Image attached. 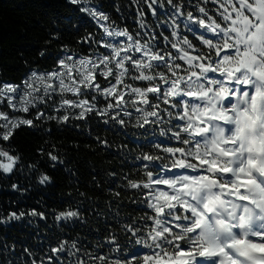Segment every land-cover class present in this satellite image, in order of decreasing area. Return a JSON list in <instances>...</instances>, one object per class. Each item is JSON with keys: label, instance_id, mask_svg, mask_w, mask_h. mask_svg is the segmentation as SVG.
<instances>
[{"label": "snow or ice", "instance_id": "obj_1", "mask_svg": "<svg viewBox=\"0 0 264 264\" xmlns=\"http://www.w3.org/2000/svg\"><path fill=\"white\" fill-rule=\"evenodd\" d=\"M69 3L83 5L79 11L90 16L110 38L98 42L109 50L108 54L96 60L83 57L73 61L72 57H66L57 62V71L32 72L20 84L0 83V105L11 113L27 114L37 109L35 120L58 119L59 123L67 124L69 114L49 116L38 108L59 95L61 99L54 112L65 107L79 108L73 114L77 120L95 112L107 117L104 123L112 120L121 126L126 123L121 117L132 115L126 110L130 105L141 114L137 120L139 127L168 124L170 127L162 128L161 135L179 145L162 146L167 141H161L153 146L166 155L145 152L136 157L146 179H128L126 187L142 191V202L153 213L146 212L143 218L151 220L152 226L145 236L138 235L139 227L128 225L125 230L131 234L127 238L132 243L148 251H133L123 260H111L110 264H264V0H212L219 5L216 10L219 19L209 15L205 7H197L202 17L187 12L189 23L184 27L196 34L206 52L176 30L179 28L176 18L185 13L179 4L168 0L176 10L171 35L178 43L167 36L164 40L178 55L159 48L154 43L155 37L142 42L137 38L140 33L134 37L126 28L112 29L108 25L109 16L87 7V0ZM145 3L152 15H157L152 7L157 0ZM139 15L143 17L144 13L141 11ZM138 22L141 28L145 27L142 20ZM177 60L187 67L182 68ZM98 75L105 80L112 78L108 87H101ZM127 79L149 84L134 87ZM88 90L95 93L91 101L99 95L105 100L111 97L114 103L98 110L87 98H63L68 93L83 97ZM149 94H153L151 99ZM161 104L167 107L161 109ZM163 114L169 119L164 120ZM22 126L31 129L37 125L33 119L0 110V141H10ZM48 155L52 161L58 160L56 155ZM19 159L0 147V172L12 174ZM50 180L43 175L39 182L45 184ZM23 215L12 212L6 219L18 220ZM30 215L45 219L44 213L35 210ZM78 216L77 211H67L55 219ZM4 220L0 218V223ZM107 243L114 246L109 252L120 251L114 235L107 237ZM51 252L56 261L61 259L57 254L75 257L72 264H89V260L99 264L109 262L107 255H93L81 249L77 241H71L69 246L68 241L61 240ZM81 252L88 259L78 255ZM48 260L53 264V256Z\"/></svg>", "mask_w": 264, "mask_h": 264}, {"label": "trees", "instance_id": "obj_2", "mask_svg": "<svg viewBox=\"0 0 264 264\" xmlns=\"http://www.w3.org/2000/svg\"><path fill=\"white\" fill-rule=\"evenodd\" d=\"M88 1L109 16L110 27L126 28L134 37L140 33L137 38L142 42L155 37L154 43L159 48L178 55L164 40L167 36L178 43L171 35L176 10L168 0H157V4L152 5L157 11L155 16L145 0ZM173 3L179 4L185 13L176 18L179 25L176 30L206 52L195 38L196 34L185 29L184 25L189 23L186 14L192 12L193 16L202 17L197 10L199 6L219 19L216 12L219 5L212 0L207 3L205 0H173ZM141 11L143 17L139 15ZM141 20L144 28L138 22ZM89 36L91 40L86 39ZM100 41H103L100 29L69 0H0V83L20 84L32 72H53L64 56H98L103 53ZM176 63L187 67L181 60ZM126 82L141 88L149 84L131 79ZM106 105L100 102L96 106L102 109ZM161 108L165 106L162 104ZM35 115L33 112L18 116L33 119L36 127L22 126L10 141H0V147L20 157L12 174L0 172V218H5L0 223V264H50L49 256H53V264H72L75 257L57 254L61 259L56 261L51 252L61 240L68 241L69 246L71 241H77L81 249L93 255H107L108 264L111 260H123L142 247L127 238L131 234L125 229L128 225L139 227L138 235L145 236L151 220L143 216L152 212L142 202V191L126 185L128 179H146L137 156L145 152L166 155L155 148L154 143L167 141L162 146H179L175 140L161 135V129L170 125L148 124L141 128L137 124L138 117L134 116H122L126 122L123 126L112 120L106 124L103 121L107 117L94 112L83 120L70 119L67 124L44 118L37 121ZM164 120H168L165 115ZM48 153L56 155L58 160L52 161ZM43 175L49 176L50 182L41 184ZM33 210L44 213L45 219L30 215ZM67 211H77L78 218L55 219ZM12 212L24 215L18 220H7ZM110 234L116 237L119 252H109V248H114L107 243ZM78 255L88 259L83 252ZM89 264H99V261L89 260Z\"/></svg>", "mask_w": 264, "mask_h": 264}, {"label": "rangeland", "instance_id": "obj_3", "mask_svg": "<svg viewBox=\"0 0 264 264\" xmlns=\"http://www.w3.org/2000/svg\"><path fill=\"white\" fill-rule=\"evenodd\" d=\"M83 5H77V7H79V9H80V7H82ZM87 7H89V8H96V7H94V6H91L90 5V3H89V1L87 0ZM85 15H87L86 13H84ZM88 16V15H87ZM100 29H101V31L103 32V29L99 26V24H97L90 16H88ZM104 22L103 21H100V24H103ZM210 35V34H209ZM108 39H110V38H108V37H106L105 36V34H104V32H103V41L104 40H108ZM120 41H124V39L125 38H123V37H120V38H118ZM103 48V47H102ZM108 52H109V50L108 49H106V48H103V53L102 54H100V55H98V56H96V57H93L92 59L93 60H96L97 58H99V57H101L102 55H107L108 54ZM134 55H136V56H139V54L138 53H134ZM66 57H70V56H64L63 58H66ZM62 58V59H63ZM73 58V61H76V60H79V59H77V58H74V57H72ZM73 61H69V63H72ZM57 70H59V68H57L55 71H57ZM98 72H99V70H97ZM37 73H39V72H37ZM44 74V73H43ZM47 74V73H46ZM211 75V74H210ZM112 78L111 77H109V80H111ZM109 80H105L102 76H97V82L98 83H100V81L101 82H103V83H105V86H102V84H101V87H108L109 86ZM164 87H167L166 85L164 86ZM120 88L122 89L123 88V86L121 85L120 86ZM125 91H127V89H124ZM92 95H95V93H93L91 90H88V92H87V94L85 95V96H83V97H77V96H73L71 93H68V94H66L63 98L64 99H71V100H78V99H82V98H86L87 97V99H89L90 101H91V97H92ZM152 95L153 94H149V98H152ZM61 99V97L59 96V95H55V96H53V98L51 99V100H48L47 101V103L46 104H41V105H39L38 106V108H39V110H41V111H44L47 115H49V116H51V115H55V116H57V117H60V116H62V115H64V114H69L70 115V119H73L74 117H73V114L74 113H78L79 111H80V109L79 108H76V109H69V108H67V107H65V108H63L60 112H54L53 111V109H54V107L55 106H58V102H59V100ZM125 99L127 100V99H129V97H125ZM92 103H94L95 105H97V104H99L100 102H103V103H106V104H108V103H114V100L111 98V97H109L107 100H105L104 99V97H102V96H99V95H97V99L95 100V101H91ZM141 107H143V105H140ZM96 108L99 110V108L96 106ZM104 108V107H103ZM0 110H3V111H9L10 112V114L11 115H16V116H18V115H30L31 113H33L34 112V114H36V112H37V109H31L30 110V112L29 113H27V114H25V113H11V110L10 109H8L6 106H4V105H0ZM126 110L127 111H130L131 113H132V115L131 116H135V117H140L141 116V114L140 113H138V112H136L135 111V109L134 108H132L130 105L129 106H127V108H126ZM115 111V110H114ZM176 111V110H175ZM95 113V112H94ZM128 117H130V116H128ZM58 120V119H57ZM160 187H163V186H160ZM145 191H147V190H145ZM152 211V210H151Z\"/></svg>", "mask_w": 264, "mask_h": 264}]
</instances>
